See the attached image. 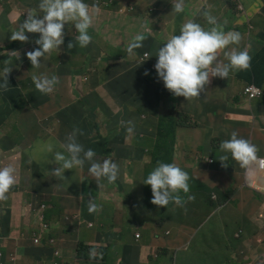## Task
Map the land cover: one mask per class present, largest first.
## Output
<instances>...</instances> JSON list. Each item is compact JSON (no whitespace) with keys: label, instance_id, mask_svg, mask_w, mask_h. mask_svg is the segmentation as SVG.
<instances>
[{"label":"rangeland","instance_id":"1","mask_svg":"<svg viewBox=\"0 0 264 264\" xmlns=\"http://www.w3.org/2000/svg\"><path fill=\"white\" fill-rule=\"evenodd\" d=\"M101 1V0H99ZM213 0H193V4L190 7L186 17L192 15V8L195 7L199 13L198 23L205 29L211 26L207 24L204 19L203 13L205 11L218 15L224 13L227 5H223L219 9H216L212 5ZM255 1V0H252ZM40 0L36 2L38 6ZM228 5L235 8L234 16L236 20L235 25H228V31L239 32L242 35V40L239 45H233L230 47H236L238 50H243L250 45L249 53L252 57L251 67L249 70L240 71L237 76V82L232 83L228 88L222 89L221 87H214L213 96L220 95L225 101L233 102L235 99V93L238 92L242 95L245 101H242V105L255 109L257 111L264 110L263 106H255L253 102L262 101L264 103V93L260 90L254 89L255 85H264V68L262 66L264 60V1L261 5L253 2L250 6L253 8L257 5L261 14V19L256 20L257 25H253L247 19L252 10L247 11L245 14L240 10V0H228ZM138 6H134V11L130 16H135L134 21L142 23L144 20L142 17H136L138 13ZM161 5L152 4L150 10H145L150 17L159 14L162 19L158 18L155 23L150 27L153 31V39L157 47L161 46L167 37L177 31L182 23V19L179 16H174L170 13L162 14ZM244 14V15H243ZM202 15V16H200ZM228 21L231 18H227ZM100 20H94L96 32L94 34L95 44L91 47L81 48L77 44L75 53H67L62 56L60 53L54 54L50 60V74L58 76L61 80L59 86L50 95H41L37 93L39 99H44V102L40 105H35L28 101L26 95L29 92H35V85L33 82V76L35 73L45 72L44 69L40 71L28 70L24 71L22 68L23 62L17 63L16 60L21 56L11 55V51L2 49L0 51V64L3 63L2 56H8L10 65L21 68L18 74V81L26 84L23 87L24 102L21 105V110L11 115L6 124L0 127V145L6 143L10 149L4 150V154H0V165L4 167L5 164L13 158L12 165L16 166L20 163L21 157L24 159L23 164V187L25 193L20 199L15 202H8L7 206L9 211L2 218L7 215H12L16 220L13 227L14 231H24V237L28 240L30 245H44L51 241L48 240L49 232L48 225L43 221L41 216L29 217L26 215L25 201L44 198L48 204L53 208L49 212V222L51 224L58 223V228L54 231V237L58 240H62V247L66 254V257L70 262H74V247L69 243L70 239L76 238L77 233H73L69 228V225L65 224L63 215L66 208L78 209L83 207V201L80 196H73L68 193L67 190L82 189L83 185L91 187L92 180L82 182L79 178L82 171L76 169L77 174H72L65 178V181H60L55 177L49 175V167L52 159L51 153L47 151L49 144L53 145L54 150H60V143L65 142L66 136L72 132V129L63 123L59 116V112L69 106L82 107V104L86 101L84 99L89 98L95 105L86 106V115L82 119V123L78 125V129L82 130L83 135H80V141L88 145L89 149H92L96 156L101 157V162L104 159H111L113 162L116 159L124 167L126 172V179L122 181L118 186H111L107 189H102L100 193L97 191L95 197L103 199V210L109 208L112 212H101L96 215V224L103 223L105 225L104 231L110 232L111 223L115 220L116 214H114V208L119 206L124 213V226H128L127 239L133 245H135L140 252L141 245H158L162 251L166 249L168 251V257L173 256V261L164 260L163 264H232L228 259L229 255L233 253V248L240 245L243 236L239 239H235L234 236L240 229V222L238 220L231 221L232 207H237V201H229L226 203L223 199V191L219 186L213 185L205 194H201L197 191L196 186H193V193L189 194L195 197L192 201H187V197L184 196L185 204L183 207L172 206L162 212V209L154 208L150 210L146 205L148 203V195L144 187V179L147 174L155 167V163L151 161L150 154L152 146L150 144H143L141 142L135 143V133L129 134L127 132L126 138L123 142L120 138H117L115 133L111 131L115 128L114 119L120 112L122 105L115 100L107 91L104 77L111 73H123L125 70H130L135 65L143 63L146 60H141L143 56H139L137 53L135 56H129L125 50L128 42L131 38L128 36H120L116 41L110 39V34L106 33L105 25L100 24ZM67 30L70 37H74V26L69 23ZM162 27L160 33H156V27ZM11 26H0V47L5 42H9ZM250 36V39L245 41L246 36ZM76 42V40H75ZM120 54L118 59L115 56ZM150 58H151V53ZM223 55L221 54L220 58ZM149 58V59H150ZM110 70L107 67L111 66ZM80 71L78 75L72 76L70 71ZM62 72V73H61ZM237 73V72H235ZM233 73V74H235ZM135 94L136 90L130 88ZM234 87V88H233ZM260 93V97L259 94ZM201 93V98L193 101H200L205 99ZM82 104H81V103ZM4 98L0 90V106H3ZM105 106L106 112L101 109L96 110V105ZM125 104L129 106L132 111L136 110V105L131 100H126ZM178 102L176 103V105ZM236 106V105H234ZM176 108V106H175ZM249 115V113H247ZM143 121H147V115H144ZM262 120V118H261ZM243 125L244 139L250 140L255 144L260 154L262 145L258 144L255 137L252 134V130L255 128L254 123L245 121ZM0 123L2 121L0 120ZM226 132V134H228ZM226 134L219 136L222 139ZM101 137H108V139H102ZM110 146L115 147L117 151L109 156ZM139 158L137 161H130L125 159L128 154H135L136 151ZM196 153V152H195ZM262 154V153H261ZM264 155V154H263ZM211 155H208L210 157ZM112 157V158H110ZM206 157L198 163V167L201 169L204 166ZM164 163H168V159L162 160ZM239 167L238 164L231 158L228 160V167ZM131 178V183H127V179ZM126 181V182H125ZM62 186H56L60 185ZM89 184V186L87 185ZM234 182L231 183L233 185ZM81 186V187H80ZM226 186V185H225ZM213 194L218 196L213 198ZM82 197H85L84 195ZM149 205V204H148ZM189 207V208H188ZM188 209V217L186 218V212ZM15 212L18 216L15 215ZM142 213L139 216L142 220H149L155 214H159L160 217L169 216L175 223L174 228L165 226L160 234L159 240L162 245H171L174 243L176 237L181 232L180 240H178L170 250L167 246H161L158 243L152 241L151 237L156 239L154 235L157 233L152 226L142 222H138L141 229L139 231L147 234L144 240L137 241L134 238L135 229L132 227V220L135 213ZM253 214L260 216L256 209H252ZM121 225V226H123ZM81 240L89 241L92 238L90 234L95 232V229H89L86 225L77 227ZM166 233V235H164ZM258 231L251 229L249 237H255ZM35 240L39 244H35ZM120 252L117 246H113L110 243L108 249L109 260L116 258ZM254 255V247L244 248L240 254H235L232 261L234 264H246L245 259L248 256ZM167 257V259H168ZM28 264H31L35 259H27ZM20 264V260H19ZM139 264V261H138Z\"/></svg>","mask_w":264,"mask_h":264},{"label":"clouds","instance_id":"2","mask_svg":"<svg viewBox=\"0 0 264 264\" xmlns=\"http://www.w3.org/2000/svg\"><path fill=\"white\" fill-rule=\"evenodd\" d=\"M157 1H159L160 5L163 2V0ZM152 4H156V0L152 2ZM134 6L135 5H130L128 7V17L133 21L135 16H130V14L134 11ZM188 6L186 0H175L172 4V15L181 17L182 23L180 28L171 33L161 46H156L152 31V33H142L134 37H129L131 41L128 42L125 50L129 56H135L136 53L139 55L138 52L140 50L145 49V53L139 56H143L141 58L142 61L146 58L147 61L145 62H150L151 64L150 68L144 70L143 76L149 77L150 83L158 85L165 93L169 91L174 97H183L187 102H190L201 98V93H205L211 78L214 80V87H221L223 82L233 79L240 71L249 70L252 57L249 53L250 45L243 50L230 47L241 43V33L235 31L226 32L224 30V24L219 23L217 18L212 16L208 11H205L203 16L207 24L211 27L205 29L198 23V17L193 15L186 17L189 11ZM150 8L148 10H150ZM99 12L100 7L98 3L89 5L86 4L84 0H40L36 9L27 11L26 19L22 23L17 24L18 26L16 27L11 26L12 29L10 30L9 42H5L4 45L0 47V51L2 49H7V51H11V55L20 54L21 57L17 59L16 62H23L25 67L24 71L30 69L33 71H40L42 69L41 60H43L46 54H50L53 51L58 52L60 47L64 44V28H67L66 25L69 23L75 28L73 31L75 39L72 37L74 41L76 40L75 43L81 48L87 47L92 42L89 29L93 25L94 15H98ZM138 14L139 13H137L136 17H140ZM155 16H157V14ZM224 23L226 24V21ZM152 25H150V27ZM27 33L39 34V38L34 41L38 47L32 51H30L32 45L29 42ZM244 40L247 41L246 37ZM7 44L11 45L12 49L6 48L5 45ZM74 46L72 42L67 45L68 49ZM149 53H151V58ZM221 54L223 55L222 58H220ZM4 57L8 56L1 57L3 63L0 64V66L9 63V57L7 59H4ZM19 60L20 62H18ZM13 73L14 71L12 68L7 66L0 70V90L4 98L3 106L5 105L4 92L10 90L8 80L12 84L10 76ZM32 79L36 91L29 92L26 97H28L29 102L35 103V105H40L44 102V99L38 98L37 93L43 96L50 95L55 91L56 85L60 82L58 76L52 75L49 77L43 74V72L35 73ZM15 80L20 83V88L22 90V97L17 106V112H19L24 102L25 95L23 94V87H25L26 84L18 81L16 74ZM145 83L146 81H143L142 88L145 87ZM254 88L263 92L264 85L261 87L255 85ZM30 94L34 95L33 101L29 100ZM121 126L126 127V131L129 134H133L135 128L133 121L122 120ZM78 135H83L82 130L74 128L73 131L66 136L65 142L60 143L59 147L62 151L54 150L51 144L47 146V151L52 155V159L49 161L50 167L48 173L50 176L60 181H65V178L75 173L73 169L83 170L85 163H88V173L91 175L90 180H92V191L89 194H83L85 197L81 195L83 207L80 206L78 209L66 208L63 220L65 224L69 225L72 232L78 231L76 228L82 225H86L89 229H95V232L92 233L95 237H92L91 240L94 243L86 244L84 242H79L89 247L87 257L79 258L77 255L78 243L73 250L76 256L75 260L74 262H70L62 247L63 241L54 237V231L58 228V223L51 224L49 222V212L53 206L48 204L47 200L44 198L26 200V214L30 217H42L43 221L48 225L49 237L47 241L51 239L52 242L50 241L41 246L30 245L22 259L19 258L20 264H28L27 259L31 258L35 259L31 264H78L80 260L92 264H121L125 260L124 255L119 259L117 256L109 260L108 249L110 243L113 246H116V243H113L111 240L110 232L104 231L105 225L103 223L96 224V215L100 214L102 211L109 213L106 211L111 209L106 208L103 210L104 201L98 196L95 197V193L97 191L100 193L102 189L121 184L122 181L127 178L126 172L124 171V167L119 166L111 159H104L102 162H97L95 159V152L92 149L85 150L83 145L77 142ZM228 137L230 139L223 140L219 144L220 151L224 153L219 157L221 166L227 168V162L229 157H231V159L238 164L239 168L243 170L246 184L253 188L259 187L264 183V157L258 155V147L250 140L244 139V136L240 135L237 129L233 130ZM20 157L21 161L16 168L12 164L0 167V218L6 214L7 210H10L7 203L15 202L25 193V190L22 189L24 159L22 156ZM187 170V168L184 169V165L181 162L173 159V157H171L168 163L158 162L155 165L144 179V187L148 195V203L146 205L150 210L154 208L162 209V212H160V214H162L165 209L172 206L177 205L178 207H183L185 204L184 196L187 197V201L195 199L194 196L189 195L190 177ZM128 179L127 183L129 181ZM56 186L59 187L62 186V184ZM67 191L70 195L77 196L74 189ZM181 193H183L184 196H182ZM84 210L92 218L84 217ZM116 210L122 211L118 206L114 208V214H116ZM139 216H142V213L137 212L134 214L131 222L132 227L135 226V220L137 222L144 221L140 219ZM124 228L126 229L125 237L127 239L128 226ZM139 229L141 228L135 229L138 233L134 232V238H136L137 241L146 238L145 232L143 234ZM100 232L101 235L99 234ZM122 232L123 230H120L115 233V235L121 236ZM241 235L243 236V234L239 232L235 234L234 238L239 239ZM154 237L156 239L151 237L152 241L161 245V242L157 240L160 236L156 233ZM127 247L128 245L126 244L122 246L123 252ZM167 247L173 250L174 245L173 247ZM32 249L49 251L50 255H44L41 259H36L30 253ZM164 250L166 249L161 251L158 245L150 246L143 244L140 247V252L136 247V261L128 263L138 264L139 261V264H163L164 260L173 261L174 257L170 256L172 258V260H170L168 251L166 250L167 253L165 254ZM241 250L242 249L239 247H235L233 248V253L229 256L234 254L232 256V258H234L235 254L241 253ZM249 257L250 256L245 258L247 260L246 264H255ZM232 258L228 259L234 264ZM173 264H176V262Z\"/></svg>","mask_w":264,"mask_h":264},{"label":"crops","instance_id":"3","mask_svg":"<svg viewBox=\"0 0 264 264\" xmlns=\"http://www.w3.org/2000/svg\"><path fill=\"white\" fill-rule=\"evenodd\" d=\"M38 0H0V25H7L16 27L17 24L22 23L27 16V11L30 9H36L37 5L36 2ZM155 0H84L86 4L92 5L93 3H98L100 7V12L98 15H94L93 19V25L89 29V34L92 37V42L87 46L91 47L95 44L94 34L96 32L94 20H100V24L105 25L106 30L105 34H110V39L116 41L120 36H128V37H134L138 34L142 33H152V30L149 29L150 25L155 23V20L158 16L150 17L149 14L145 13V10H148ZM192 4H193V0ZM262 1L264 0H244L243 5H241L240 10L244 12V14L252 10V14L247 18L249 22L253 25H257L258 19H261V14L259 11V8L257 5H254L252 8L250 5L253 2H256L257 4L261 5ZM157 2V0H156ZM228 0H213L212 5L214 8L219 9L220 12L222 9L220 8L223 5H227L224 13H221L218 15V22L221 24H224V30L228 32L227 26L228 25H235L237 22L235 20L234 12L235 8H232L228 5ZM130 5H137L140 9H138V15L142 17L144 20L143 23H137L130 19L128 17V7ZM192 5L188 6V10L190 9ZM243 14V15H244ZM192 15L198 17L199 13L196 10L195 7L192 8ZM202 16V15H200ZM212 16H216L215 13L212 14ZM227 18H231L230 21H228ZM226 21V24L224 23ZM162 27H156L157 33L161 31ZM64 44L60 47L59 51H53L50 54H46V56L41 60L42 63V69H44L45 72L43 74L48 75L51 77L54 74H50V64L49 60L50 58L56 54L60 53L62 56L67 53H75L77 44L75 43L74 39L70 37L67 28H64ZM29 37V42L31 43V50L37 48L38 45L34 43L36 39L39 38V34H32L27 33ZM246 39L249 40L250 36H246ZM72 42L75 46L71 49H68L67 45ZM262 66L264 68V60L262 63ZM73 70L70 71L72 76ZM62 73V72H61ZM78 75V74H76ZM59 81L61 82L60 78ZM59 82V84H60ZM237 82L236 76L228 80L226 82H223L221 84L222 89L228 88L232 83ZM59 84L56 85L55 89L59 86ZM234 88V87H233ZM214 89V80L211 78L210 83L206 87L205 93H202L204 96H206L205 99L200 101H190L188 104V112L190 115V121L196 127L197 131L199 132L200 136L206 140L207 142H210L214 138V134L212 132L213 129H216L219 131L222 135L226 134V132L229 131L228 134L225 136L228 137L229 134L237 129L240 133V135L244 136V132L242 130L245 121H249L250 123H254L256 126L252 130V134L255 136L253 137L256 139L257 143L262 145V148L264 149V110L257 111L255 113V109H251L249 107V103L247 104V107L242 105V101H245V99L242 97V95L238 92L235 93V99L233 102H227L225 101L220 95L213 96L212 92ZM264 93V90H263ZM196 100V99H195ZM255 106H263L264 103L262 101H256L253 102ZM236 105V106H234ZM249 113V115H247ZM179 114H175V118L178 119ZM262 118V120H261ZM195 151H197V157L199 156H206L209 153L208 145L207 143L203 145H196L193 147ZM258 154L261 157H264V150H262ZM156 156L155 149L152 147V151L150 154V159ZM173 159L178 160L183 165L186 166L188 170H190L191 174L196 179H200L205 184L210 185L211 187L213 185H226L224 190L226 191V194L223 196V199L228 203L229 201H237L238 205L237 207H232V215H231V221L238 220L240 222V229L238 233L243 234L244 239L241 242L240 245L236 246L240 249L243 248H250L251 245L254 247V255L250 256L249 258L255 262V264H264V207L262 198L252 191L250 188L245 186V178L243 174V170H241L239 167H232V168H225L220 166L216 169H213L206 173H199L197 170V166L191 162H187L185 159V156L182 152L178 151L177 149L173 152ZM228 163V162H227ZM157 164V163H156ZM128 184L131 183L130 178L128 179ZM234 182L233 185L231 183ZM228 183V185H227ZM189 194L193 193V187L190 188ZM213 198H217L215 194L212 196ZM189 208V207H188ZM252 209H256L258 214L260 213V216H257L256 214H253ZM106 212H111V210H107ZM15 215L18 216V214L15 212ZM154 217H160L158 214ZM166 217V216H165ZM168 220L169 223L165 224V226H168L170 228H174L175 223L173 222V219L169 216ZM188 217V209L186 212V218ZM161 218V217H160ZM16 220L12 217V215L9 216V221H3L0 223V251L3 253H13L17 255L20 259L24 256V254L29 249V243L28 240L24 237V231H14L13 227L15 225ZM124 223V215L122 211L116 210V218L111 223V230H110V237L113 243H116V246L118 249H120V252L118 254V259L124 255V258L127 262L133 263L136 261V247L132 245L130 242L127 241L125 237L126 229L123 225ZM145 223V222H144ZM147 224V223H145ZM123 225V226H121ZM133 228L138 229L140 228L138 225V222L134 221ZM153 227L152 224H147ZM9 228V231L8 229ZM155 230V228L153 227ZM251 229H255L258 231V234L255 237H249ZM120 230H123L122 235H115V233L119 232ZM156 231V230H155ZM73 233H77V237L70 239L69 243L76 248L77 244L79 242H84L86 244H93L94 242L89 241H83L81 240V236L79 235V231H76ZM135 233H138L135 231ZM101 235V232L99 233ZM158 234V233H157ZM237 234V233H236ZM181 232L176 237L175 241L171 245H167L169 247H173V245L180 240ZM147 234L145 233V237ZM90 238L95 237V235L90 234ZM128 245L127 249L123 252L122 246ZM162 245V244H161ZM166 246V245H162ZM236 250V249H235ZM234 254L229 256L228 258H232ZM29 258V256H28ZM177 264V263H176Z\"/></svg>","mask_w":264,"mask_h":264},{"label":"trees","instance_id":"4","mask_svg":"<svg viewBox=\"0 0 264 264\" xmlns=\"http://www.w3.org/2000/svg\"><path fill=\"white\" fill-rule=\"evenodd\" d=\"M175 2V0H163L161 4V13L162 14H173L172 11V4ZM187 4L190 6L192 5L191 0H186ZM244 0H240V4L243 5ZM156 4H159V1L156 2ZM155 4V5H156ZM158 18L162 19L159 14H157ZM160 27V26H157ZM228 30V26H227ZM6 48L12 49L11 45H5ZM150 51V49L148 48ZM139 55H143L145 53V49L140 50ZM120 55H116L115 59H118ZM8 57H4V59H7ZM20 62V60L18 61ZM150 62H144L142 64H138L131 68L130 70H125L123 73H111L107 74L104 79L106 83V88L109 94L117 100L121 105L122 108L120 112L115 116L114 124L115 128L111 131L112 133H115L117 138H120V140L123 142V139L127 136L126 127L121 126V121H133L135 128V143L141 142L143 144H150L156 152V156L151 159L152 162L155 164L158 162H162L163 159L167 158L168 161L171 160V157L173 155V152L175 149L182 152L185 156V159L187 162H191L197 166V170L199 173H206L213 169H216L220 166L219 157L223 155L219 149V144L223 140L230 139L229 137L224 136L222 139L219 138V136H222V134L217 131L216 129H213L212 132L214 134V138L207 142L204 140L199 132L197 131L196 127L191 123L190 121V115L188 112V104L183 97H174L170 92L168 91L165 93L162 88H160L156 84H151L149 77H144V70L146 68H150ZM9 67L12 68L14 71L13 74H11L10 78L12 81V84L8 80V86L10 90L4 92L5 96V105L3 107H0V120L2 123H0V127L4 126L6 122L9 120L12 114L17 112V106L19 104V100L22 97V90L20 88V83L15 80V74L18 77V74L21 71V68H18L17 66H11L10 63L0 66V70L3 69V67ZM23 69H25L24 65H22ZM112 67H107V70H110ZM73 75L79 74L80 71L74 70L72 71ZM143 81H146L145 87L142 88ZM127 85L130 86V88L135 89L136 92L132 90H129ZM260 87L262 85H259ZM131 100L133 104L136 105V110L132 111L128 105L125 104L126 100ZM29 100H34V95H29ZM86 100L82 106L84 107L82 110V107L77 106H69L64 109H62L59 112V116L64 124L69 126L72 131L74 128H78V125L82 123V119L86 115V106H94L95 104L89 99L86 98ZM178 104L176 105V103ZM176 106V108H175ZM101 109V111L106 112L105 106L96 105V110ZM179 114L178 119L175 118V114ZM144 115H147V121H143L142 118H145ZM80 135L77 136V142L83 145L85 150H88V145L84 142L80 141ZM102 139H108V137H101ZM245 138V137H244ZM109 140V139H108ZM207 143L209 153L208 155H211L208 157L206 156H199L197 157V151L194 150V146L196 145H203ZM109 156L117 151L115 147L110 146ZM10 147L6 143H2L0 145V154H4V150H9ZM62 151V149H60ZM140 151L137 150L136 153L128 154L125 156V159H128L130 161H137L139 158L138 153ZM196 152V153H195ZM261 155V153H260ZM205 163L204 166L200 169L198 167V163L202 161L204 158ZM112 158V157H110ZM231 157H229L230 159ZM95 159L97 162H101V157L95 156ZM115 163H117L119 166L123 167L120 162H118L116 159L112 158ZM13 158H11L6 164H12ZM1 167V165H0ZM88 163H85V166L83 168L81 175L79 176L76 172V169H73L75 174H77L82 182H90L91 175L88 173ZM184 169H186V166L184 165ZM187 173L190 177L189 179V186L190 188L193 186H196V189L198 192H200L202 195L205 194L208 189L211 188L210 185L205 184L200 179L194 178V176L191 174L190 170H187ZM89 186V184H87ZM228 185V183H227ZM220 189L223 191V194H226V191L224 190L225 185H218ZM81 187V186H80ZM76 195L81 198V195L83 194H89L92 191V187H87L83 185L82 189H74ZM182 196H184L183 193H181ZM223 195V196H224ZM225 201V199H224ZM9 210L6 211V213ZM6 215V214H5ZM28 215V214H26ZM4 216V215H3ZM2 216V217H3ZM9 216L7 215L4 218H0V223L3 221L8 222ZM29 216V215H28ZM83 216L86 218H92L89 216L86 211H83ZM30 217V216H29ZM147 224H152L155 228L156 232L160 234L163 230V226L165 224L169 223L168 217H153L149 220L144 221ZM9 231V228H7ZM166 235V233H164ZM89 250L88 246H85L82 243H79L77 246V255L79 258H86L87 252ZM32 256L36 259H41L44 255H50L49 251H42L37 249H32L30 251ZM164 253L166 254L167 251L164 250ZM170 260L172 258L170 257ZM78 264H92L90 262L80 260L78 261ZM121 264H129L126 260H124Z\"/></svg>","mask_w":264,"mask_h":264},{"label":"built area","instance_id":"5","mask_svg":"<svg viewBox=\"0 0 264 264\" xmlns=\"http://www.w3.org/2000/svg\"><path fill=\"white\" fill-rule=\"evenodd\" d=\"M256 89V88H254ZM259 90V89H257ZM260 97V93L258 94ZM261 157V156H260ZM245 186L259 194L263 198V207H264V183H262L259 187L253 188L249 187L246 182ZM215 198V197H214ZM52 242V240H51ZM35 244H39L37 240H35ZM19 257L13 253H3L0 251V264H19Z\"/></svg>","mask_w":264,"mask_h":264}]
</instances>
